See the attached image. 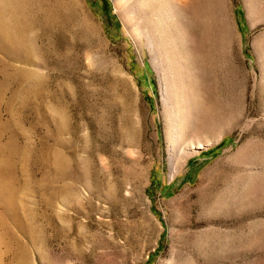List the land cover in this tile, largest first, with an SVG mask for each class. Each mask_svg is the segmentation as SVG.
<instances>
[{
  "label": "rangeland",
  "instance_id": "obj_1",
  "mask_svg": "<svg viewBox=\"0 0 264 264\" xmlns=\"http://www.w3.org/2000/svg\"><path fill=\"white\" fill-rule=\"evenodd\" d=\"M25 8L32 53L0 34V264H264V0Z\"/></svg>",
  "mask_w": 264,
  "mask_h": 264
},
{
  "label": "bare ground",
  "instance_id": "obj_2",
  "mask_svg": "<svg viewBox=\"0 0 264 264\" xmlns=\"http://www.w3.org/2000/svg\"><path fill=\"white\" fill-rule=\"evenodd\" d=\"M28 1L29 0H0V34L2 35L1 39L5 38L10 46L25 49L32 53V46L25 41L23 35V22L26 24H28V22L22 20V16H24L22 10L26 9L25 7L28 5ZM27 75L31 78L33 73L30 72L27 73ZM58 113H60V110H58ZM56 116L59 118V127L64 130L67 123L65 116L60 115L59 117L57 114ZM197 143L199 145H197L196 148H200L202 146V141L198 140ZM67 168H69L68 162L64 160L61 168L62 170H60L63 171V169L66 170ZM143 200L146 204L147 201H149L148 197L145 195H143Z\"/></svg>",
  "mask_w": 264,
  "mask_h": 264
}]
</instances>
